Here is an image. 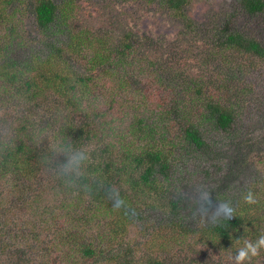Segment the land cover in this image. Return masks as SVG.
I'll return each instance as SVG.
<instances>
[{
	"label": "trees",
	"instance_id": "obj_1",
	"mask_svg": "<svg viewBox=\"0 0 264 264\" xmlns=\"http://www.w3.org/2000/svg\"><path fill=\"white\" fill-rule=\"evenodd\" d=\"M158 1L182 18L187 0ZM24 3L30 5L38 37L33 55L12 56L1 64L0 78L9 90L0 91V101L8 103L0 113V186L24 193L48 175L61 190L57 207L34 214L51 227L69 224L53 231L54 257L62 264H212L182 254L158 258L124 241L129 225L145 221L159 202L176 212L166 217L170 223L182 225L186 210L192 218L200 213V222L186 235L213 253L235 258L246 242L255 244L264 235V172L246 181L238 167L259 147L252 134L264 122V41L231 21L203 36L185 18L190 31L185 34L193 38L176 56L182 70L163 75L158 60L143 53L142 41L131 36L127 39L133 42H115L106 33L69 30L64 41H47L58 26L63 27L59 33L66 31L71 0L63 5L0 0V24L11 30L6 37L15 42L11 46L22 41L13 30L24 20L12 19L9 11L14 7L12 14L25 16L18 11ZM235 3V13L262 23L264 18L253 17H264V0ZM202 44L210 52H203ZM5 47H0L2 56ZM94 49L98 52L91 55ZM191 59L214 70L188 78ZM75 148L86 150L88 160L78 176L68 177L62 169ZM231 167L236 168L227 173ZM190 175L208 181L219 175L221 183L201 202H190L183 192ZM250 192L255 203L245 199ZM117 198L124 207H114ZM39 200L32 194L23 202ZM223 202L231 204L228 215L218 214ZM259 258L264 264V246L240 264H258Z\"/></svg>",
	"mask_w": 264,
	"mask_h": 264
},
{
	"label": "rangeland",
	"instance_id": "obj_2",
	"mask_svg": "<svg viewBox=\"0 0 264 264\" xmlns=\"http://www.w3.org/2000/svg\"><path fill=\"white\" fill-rule=\"evenodd\" d=\"M71 1L74 4V9L70 11L72 18L64 26L66 31L59 33L63 31V27L58 26L57 30L49 34L47 41L51 44H54L55 41H64L69 30L80 32L81 30L90 29L95 33H106L108 36L106 38L111 41L113 39L115 42L132 41L127 39L128 36H131L133 40L142 41L141 51L143 53L148 52L149 57L158 60L160 65H158V69L163 75H168V70L171 72L182 70L181 65H177L176 56L182 49V45L188 44L189 40L193 38L191 34H185L190 32L189 29L185 30V25L188 24L186 20L183 21L185 18L192 20V23L200 28V32H203V36H205L206 31L210 32L213 26L223 25L231 21L239 30L255 34L257 38L264 41V19L261 23L259 19H252L242 13H235L236 0H187L182 11L184 13L182 18L178 15L179 12L175 14L173 10L161 5L158 0L154 2L148 0ZM56 2L63 5V0H56ZM14 6L17 7L15 4ZM30 9V5L24 3L19 5L18 11L19 13H25V16L17 13L16 15L12 14L14 7L9 11L12 19L17 20L21 17L24 20L21 28L13 30L14 37L18 41L22 40L18 46H11L15 42L6 38L11 30L9 31V28L0 24V47L6 46L5 50H7L3 56L0 55V71L1 64L9 62L6 59L12 56L24 58L26 55H33L38 33ZM177 15L179 18L176 17ZM12 29L14 28L12 27ZM194 40H196V37H194ZM200 48L203 52L211 50L204 44ZM97 52L98 50L94 49L91 55ZM194 55L197 56L198 52H194ZM216 59L217 56L212 58L211 64L214 66ZM43 63L46 62L43 61ZM206 64L207 62H196L195 59L189 60L185 67V69L189 68L188 78L202 74L203 71L209 68L210 70L207 72L211 73L214 69L206 66ZM48 68V66H44L43 72H48ZM170 81V84L172 83L174 86L173 80L170 79ZM8 90L9 85L3 82V78H0V91L6 92ZM5 103L6 101L1 99L0 113L5 109V105H8V103ZM263 114L261 113V115ZM40 115L45 116L42 111H40ZM0 116L2 115L0 114ZM0 125H2V122ZM252 137L259 142V147L254 151L255 153L251 158L244 161L245 164L242 168L238 167L241 172L239 174H243L242 177H245L246 181H251L259 176V173L264 172V122L261 128L252 134ZM235 168L227 169V173L235 170ZM44 179L47 181L41 183ZM220 183L221 178H219V175L211 181L197 179L195 176L190 175L183 192L187 194V199L190 202L194 200L201 202L202 199L216 190ZM53 186L56 185L49 180L48 175H45V178L40 177L38 182L27 191L25 190L24 193L20 191L11 194L7 186H0V199L3 201L0 203V264H62L53 254L54 244L56 243L53 231L59 230L56 229L57 225L62 226L59 228H65L69 227V224L63 221L51 227L44 222L45 218L41 221V216L34 215L37 212H47V209H54L59 205L61 190L57 191ZM43 187H46V191ZM32 194L40 195V200L33 203L29 201L27 205L24 204L23 201ZM173 195L174 192H171L170 197ZM164 205L165 203L162 202L157 203L155 209L146 214L145 221L131 223L128 232L124 236V241L133 248H139L140 252L145 250L158 258L171 256L174 258L175 255L182 254L212 264H236L235 258L229 254L225 252L221 255L213 253L205 249V246L201 243L194 244L190 240L191 237L186 235L187 228L200 222V213L199 216L196 215L192 218V213L186 210L184 212L186 220L182 225L176 222L170 223V220L166 217L170 213L175 214L176 212L169 211V207L162 209ZM183 205L187 206L188 203H183ZM55 215H58L57 211ZM178 219L177 216L175 221H178ZM36 222H39V224H36ZM179 242L183 245L182 247L177 244ZM164 243L167 246L159 249ZM192 246H195V250H192ZM49 248L50 252H48ZM137 253L139 254L138 251ZM261 261L262 259L259 258L258 264H261Z\"/></svg>",
	"mask_w": 264,
	"mask_h": 264
},
{
	"label": "clouds",
	"instance_id": "obj_3",
	"mask_svg": "<svg viewBox=\"0 0 264 264\" xmlns=\"http://www.w3.org/2000/svg\"><path fill=\"white\" fill-rule=\"evenodd\" d=\"M88 160V153L81 148H75L67 154V160L63 165L62 173L68 177L73 175L78 176L82 167ZM248 203H255L254 195L250 192L245 197ZM125 206L123 199L117 198L114 202V207L119 209ZM231 212L230 202H223L219 205L218 214L228 215ZM261 246H264V235H262L258 241L254 244L252 242H246L245 247L241 248L235 255L236 264H240L251 254L252 256L258 255Z\"/></svg>",
	"mask_w": 264,
	"mask_h": 264
}]
</instances>
